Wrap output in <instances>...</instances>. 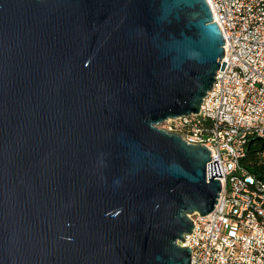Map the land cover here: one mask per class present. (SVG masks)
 I'll list each match as a JSON object with an SVG mask.
<instances>
[{
	"label": "water",
	"instance_id": "1",
	"mask_svg": "<svg viewBox=\"0 0 264 264\" xmlns=\"http://www.w3.org/2000/svg\"><path fill=\"white\" fill-rule=\"evenodd\" d=\"M223 44L206 0H0V264H190L222 177L159 126Z\"/></svg>",
	"mask_w": 264,
	"mask_h": 264
},
{
	"label": "built area",
	"instance_id": "2",
	"mask_svg": "<svg viewBox=\"0 0 264 264\" xmlns=\"http://www.w3.org/2000/svg\"><path fill=\"white\" fill-rule=\"evenodd\" d=\"M223 36L225 63L198 114L164 130L204 145L217 161L221 191L208 215L191 217L182 246L190 264H264V183L243 165L252 139L264 161V0H206Z\"/></svg>",
	"mask_w": 264,
	"mask_h": 264
},
{
	"label": "trees",
	"instance_id": "3",
	"mask_svg": "<svg viewBox=\"0 0 264 264\" xmlns=\"http://www.w3.org/2000/svg\"><path fill=\"white\" fill-rule=\"evenodd\" d=\"M260 144L256 140H251L247 149L246 157L243 160V165L252 173L256 174L257 178L264 183V161L258 156Z\"/></svg>",
	"mask_w": 264,
	"mask_h": 264
},
{
	"label": "rangeland",
	"instance_id": "4",
	"mask_svg": "<svg viewBox=\"0 0 264 264\" xmlns=\"http://www.w3.org/2000/svg\"><path fill=\"white\" fill-rule=\"evenodd\" d=\"M164 125H165V124H164ZM164 125H160L159 127L163 129V128H164Z\"/></svg>",
	"mask_w": 264,
	"mask_h": 264
}]
</instances>
